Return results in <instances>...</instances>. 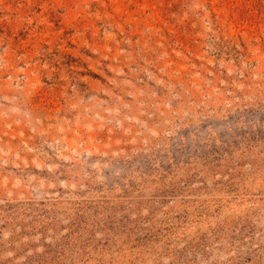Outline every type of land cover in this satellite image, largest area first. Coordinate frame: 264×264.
Instances as JSON below:
<instances>
[{
    "label": "rangeland",
    "instance_id": "obj_1",
    "mask_svg": "<svg viewBox=\"0 0 264 264\" xmlns=\"http://www.w3.org/2000/svg\"><path fill=\"white\" fill-rule=\"evenodd\" d=\"M0 264H264V0H0Z\"/></svg>",
    "mask_w": 264,
    "mask_h": 264
}]
</instances>
